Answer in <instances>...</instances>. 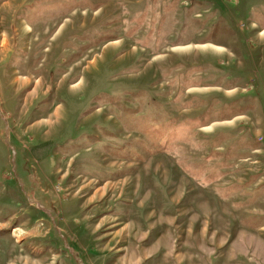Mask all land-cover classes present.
Segmentation results:
<instances>
[{
  "label": "rangeland",
  "instance_id": "374dc122",
  "mask_svg": "<svg viewBox=\"0 0 264 264\" xmlns=\"http://www.w3.org/2000/svg\"><path fill=\"white\" fill-rule=\"evenodd\" d=\"M4 1L0 264H264V0Z\"/></svg>",
  "mask_w": 264,
  "mask_h": 264
},
{
  "label": "flooded vegetation",
  "instance_id": "af4514ba",
  "mask_svg": "<svg viewBox=\"0 0 264 264\" xmlns=\"http://www.w3.org/2000/svg\"><path fill=\"white\" fill-rule=\"evenodd\" d=\"M49 5H50V8L41 15V17L44 19L37 20V22L39 21L41 22L38 27V30L42 29L41 32L46 33L45 35L41 34V38H39V40L42 38H47L49 40L55 34L57 29L61 25L62 23L61 21H64L67 18V16H70V14H73L77 9L78 10L82 9L81 8L82 4L80 2L76 3L72 1H69V2L68 1H65V2L56 1V3L48 4V6ZM132 9H134L132 12H127L123 14L125 16V19L128 20L129 18H131L132 20H134L135 18H137L138 13L134 5ZM91 12H95V11H91ZM85 31L87 33L88 29H86V27H83L82 33H84ZM32 32L33 31L31 30V33ZM74 32H75V26L73 25L70 30L64 31V33L62 34L60 38L62 40H66L70 44H75V33ZM76 41L83 42V46L86 45V41L84 37L79 38ZM132 90L135 91L136 93L140 91V89L138 88L132 89ZM145 90H148L147 94H150V89H145ZM137 97L138 95L135 98ZM153 102H154V98H149L148 106L152 105ZM137 104L141 106L142 102L141 103L139 102Z\"/></svg>",
  "mask_w": 264,
  "mask_h": 264
},
{
  "label": "crops",
  "instance_id": "0c3cea01",
  "mask_svg": "<svg viewBox=\"0 0 264 264\" xmlns=\"http://www.w3.org/2000/svg\"><path fill=\"white\" fill-rule=\"evenodd\" d=\"M3 5L5 6V7H7V9H8V11L10 12L9 14L12 16V15H15V13H16V11H17V9L19 8L21 11H22V9H23V0L22 1H20V2H16V0H7V1H4V3H3ZM77 12H78V10L77 11H75L73 14H70V16H67V18L64 20V21H62V23H61V25L59 26V28L57 29V31L55 32V34L50 38V40L49 41H52V39H59L61 36H62V34L64 33V31H66V30H70L71 28H72V26L71 27H69L70 25H73V19L72 18H74L75 16H76V14H77ZM80 13H82V12H80ZM85 14V12L83 13V15ZM23 21V20H22ZM64 22H66V23H64ZM82 22H83V20H82ZM84 23V22H83ZM26 28H28V29H26L27 31V33H29L31 30H30V27L29 26H27L26 25ZM5 36V35H4ZM5 40L7 41V37L5 36ZM3 39V38H2ZM1 39V40H2ZM5 41V42H6ZM0 45H1V41H0ZM72 55V54H71ZM85 56V55H84ZM74 65H75V63H73L68 69H69V72H68V74L70 73V70H71V68L72 67H74ZM66 77V76H65ZM15 80V82H18L19 80L22 82V83H26V84H28L29 82H32L33 81V83H32V87L30 88V91H31V89L33 88V84H34V82L35 81H37V82H43V79H40V78H36V79H30L29 77H25V76H16L15 78H14ZM24 80H26V81H24ZM24 81V82H23ZM39 83H38V85L37 86H35V90L34 91H36L37 90V88L39 87ZM236 92V89H233V90H230V91H226L225 93H230V92ZM104 196H105V190L104 189H101V187H98V188H96V189H94L92 192H91V194H90V197H91V199L88 201V203L87 204H90V203H93V202H97V201H100V200H102V198H104ZM95 233H97V229H94V230H92L91 232H90V234H91V236H95L96 234ZM97 234H99V233H97ZM88 235V234H87ZM98 237L97 236H95L94 237V239H97ZM153 241H154V239H153ZM153 241H152V243H153ZM147 244H150V242H148ZM99 251H101L99 248H97ZM146 261V260H145ZM144 261V262H145Z\"/></svg>",
  "mask_w": 264,
  "mask_h": 264
},
{
  "label": "trees",
  "instance_id": "16d2710c",
  "mask_svg": "<svg viewBox=\"0 0 264 264\" xmlns=\"http://www.w3.org/2000/svg\"><path fill=\"white\" fill-rule=\"evenodd\" d=\"M147 36V35H146ZM152 38V40H153V36L151 37ZM137 43H138V41H137ZM140 43H143V42H140ZM143 45H145L146 46V44H143Z\"/></svg>",
  "mask_w": 264,
  "mask_h": 264
}]
</instances>
